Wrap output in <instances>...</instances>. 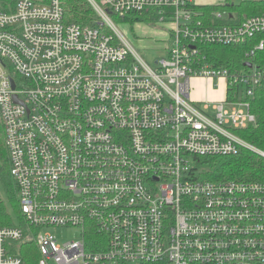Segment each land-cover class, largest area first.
<instances>
[{
    "label": "built area",
    "instance_id": "obj_1",
    "mask_svg": "<svg viewBox=\"0 0 264 264\" xmlns=\"http://www.w3.org/2000/svg\"><path fill=\"white\" fill-rule=\"evenodd\" d=\"M12 1L0 10V125L26 225L0 228V264H26L32 242L35 264H264V183L195 171L197 158L264 157L237 134L256 122L264 67L205 53L248 44L264 16L228 25L195 0H87L96 20L82 26L61 0ZM116 20L165 25V57L147 63ZM258 51L264 39L247 57ZM195 79L224 81L225 99L196 102ZM52 228L81 239L60 243Z\"/></svg>",
    "mask_w": 264,
    "mask_h": 264
},
{
    "label": "trees",
    "instance_id": "obj_2",
    "mask_svg": "<svg viewBox=\"0 0 264 264\" xmlns=\"http://www.w3.org/2000/svg\"><path fill=\"white\" fill-rule=\"evenodd\" d=\"M5 1L0 0V10H6ZM224 4L214 6H197V9L206 14L226 11L233 19L224 21L228 25H239L245 18L264 16V0H223ZM13 3V1H12ZM65 19L68 23H76L82 26H91L96 20V14L87 0H61ZM137 20H140L137 19ZM262 39L264 33L256 36L246 45L238 46H207L205 53L211 63L217 67L229 70H243L248 60L259 68L264 67V51L256 52L254 57H247V52L255 48ZM251 100V111L256 117V122L248 128L238 130L237 134L256 148L264 151V88L256 89ZM195 171L198 179L207 181H244L264 183V157L248 150H242L235 156H214L197 158ZM9 154L6 146L5 132L0 125V180L4 184L8 195L9 204L13 212L9 211L8 205L0 198V228L20 226L26 223L21 214L18 188L11 176ZM29 251L34 253V259L39 258L37 245L25 243L21 246L20 255L26 264H35L30 258Z\"/></svg>",
    "mask_w": 264,
    "mask_h": 264
},
{
    "label": "rangeland",
    "instance_id": "obj_3",
    "mask_svg": "<svg viewBox=\"0 0 264 264\" xmlns=\"http://www.w3.org/2000/svg\"><path fill=\"white\" fill-rule=\"evenodd\" d=\"M220 2L222 0H219ZM221 4V3H220ZM119 30L131 42L137 53L151 66H154L157 59L165 57L167 45L166 26L155 25L146 22H125L116 20ZM0 198L6 202L9 211L13 209L9 204L8 192L0 180ZM46 231L54 234L60 243L81 239L80 229H47Z\"/></svg>",
    "mask_w": 264,
    "mask_h": 264
},
{
    "label": "crops",
    "instance_id": "obj_4",
    "mask_svg": "<svg viewBox=\"0 0 264 264\" xmlns=\"http://www.w3.org/2000/svg\"><path fill=\"white\" fill-rule=\"evenodd\" d=\"M200 6H214L224 4L223 0H195ZM221 3V4H220ZM193 92L192 97L196 102L222 101L227 94V88L224 81L216 82L205 79H195L192 82Z\"/></svg>",
    "mask_w": 264,
    "mask_h": 264
},
{
    "label": "water",
    "instance_id": "obj_5",
    "mask_svg": "<svg viewBox=\"0 0 264 264\" xmlns=\"http://www.w3.org/2000/svg\"><path fill=\"white\" fill-rule=\"evenodd\" d=\"M246 67H249V68H252V64L251 63H248V64H246L245 65ZM15 85H14V82H13V87H14Z\"/></svg>",
    "mask_w": 264,
    "mask_h": 264
}]
</instances>
